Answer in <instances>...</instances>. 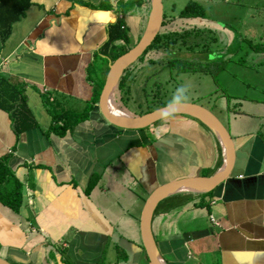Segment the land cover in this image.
<instances>
[{"label": "crops", "instance_id": "1", "mask_svg": "<svg viewBox=\"0 0 264 264\" xmlns=\"http://www.w3.org/2000/svg\"><path fill=\"white\" fill-rule=\"evenodd\" d=\"M31 2L27 11L35 23L19 31L8 48L5 43L0 48V72L24 85L37 124L17 138L0 110V158L10 155L9 165L23 183L18 213L0 204V252L6 256L1 257L16 264H62L63 259L97 264L111 244L125 251L122 264H141L136 262L140 256L147 262L138 242L120 235L122 224L141 243L139 218L150 192L178 178L212 176L221 145L184 116L166 119L170 131L154 138L146 129L115 127L101 114L98 101L74 132L47 135L52 117L43 96L49 95L59 111H82L92 96V80L98 82L112 62L117 44L105 49L110 28L122 19L134 40L149 4ZM98 60L104 63L101 72L94 68ZM259 91L264 96V88ZM232 115L235 158L228 178L211 196L187 194L185 204L153 216L165 264H264V108Z\"/></svg>", "mask_w": 264, "mask_h": 264}, {"label": "rangeland", "instance_id": "2", "mask_svg": "<svg viewBox=\"0 0 264 264\" xmlns=\"http://www.w3.org/2000/svg\"><path fill=\"white\" fill-rule=\"evenodd\" d=\"M189 1H196L204 7L206 17L203 20L183 21L178 18L179 12ZM162 3L166 20L172 23L174 30H193L194 28L197 30L196 34L188 40V44L196 43L197 46L191 48L193 51L187 48H170L168 51L152 49L145 55L144 61H136L129 84L131 95L127 103L124 100L121 101L126 108L120 110L128 115H138L139 110L144 108L142 106L139 109L136 103V101H142L141 87L144 78L150 71H159L152 76L148 86L161 83L166 90L164 92H169V96L165 99L166 102L169 101L177 87L184 86L188 89L187 102L207 108L232 134L230 124L233 123V111L264 108V96L259 91L264 88V0H162ZM26 14L25 19L13 25L14 27L12 26L11 35L5 41L7 48L14 41L13 39L19 36V31L21 34L35 23V17L29 11ZM145 26L146 23L140 28V38ZM133 42L132 39L131 44ZM3 44L0 40V47ZM115 51L114 47L113 52ZM169 51L172 53L170 56L175 55L173 56L175 57L174 67L171 69L164 67ZM2 53L5 55V52ZM178 57L190 62L189 71H183V62H180ZM151 60L160 63L152 65ZM103 64L98 60L94 65L95 70L103 71ZM95 76L94 74L93 77ZM116 93L114 92L113 95L114 100ZM72 112L80 113L81 110ZM166 122L164 119L157 125L153 124L147 127L145 132L152 138L155 133H167L170 131V125ZM75 130L76 127L72 132ZM205 173L209 174L210 171H205ZM124 228L125 225L122 224L120 235L138 242L139 245L137 235H132ZM152 229L154 231L153 225ZM155 238L158 240L156 236ZM117 250L120 257L116 255ZM117 250L113 249L111 244L108 245L105 254L97 264H114L118 259L122 264L124 257L122 258L121 254L125 251L119 248ZM1 254L6 257L1 252L0 257ZM139 260L141 264H147L141 256L136 262L138 263ZM11 264L16 263L11 261Z\"/></svg>", "mask_w": 264, "mask_h": 264}, {"label": "trees", "instance_id": "3", "mask_svg": "<svg viewBox=\"0 0 264 264\" xmlns=\"http://www.w3.org/2000/svg\"><path fill=\"white\" fill-rule=\"evenodd\" d=\"M148 4L149 12V0ZM31 5V0H0V40L2 44L5 43V41L11 35L12 26L25 16L26 11L31 7ZM205 17L206 11L204 7L196 1H189L178 14V18L183 21H192L197 19L203 20ZM124 26L125 25L123 23V20L121 19L117 20V22L110 28V37L108 43L105 45V49L110 48V46L115 43L117 44V47H115L116 51H112L110 56V60L112 62L117 57L126 53L131 47H133L140 38V36L138 35V37H136L134 39V42L131 44V35L128 30L124 29ZM196 31L197 30L195 28L193 30H174L172 23L167 21L166 16L163 14V21L159 33L155 37L152 44L145 50L142 56L139 57L137 62L144 61L145 55H147V53L152 49H155L156 51L159 49L168 51V49L170 48H187L191 51V48L196 47L197 44L195 43L193 45H190L188 44V40L191 36H194L196 34ZM168 54L169 57L165 59L166 61H164V63L166 64H164V67L171 69L174 67L175 57L173 56L175 55L170 56V54H172L170 51L168 52ZM179 59V61H182L184 65L183 71H189L191 67V65H189L190 62L181 58ZM150 62L152 65L160 63H157L154 60H151ZM134 64L135 63H133L124 71L115 90V92H117L115 102L119 106V108L123 110L126 108V106H123L121 101L124 100L127 103V100L128 98H130L131 95V87L129 84L131 82L132 69L135 67ZM107 71L108 66L106 65V68L100 80L96 83L94 80H92L93 91L91 99L86 103L84 109L80 113L68 110L59 111V109L56 108V106H54V104L52 103L49 95L43 94L45 95L43 96V103L45 104L49 114L52 117V123L49 129L47 130V135L55 134L58 137H64L68 133L71 134L72 130L77 125L88 120L91 109L98 101L99 94L102 89ZM158 72L159 71H150V73L144 78L141 87L142 101H144H136L139 109H141L142 106L144 108H142V110H139L138 115L153 111L167 104L165 99L169 96V92H164L166 90L163 88L161 83H154L153 85L148 86V83L152 76L157 74ZM23 86L24 85L22 83L13 84L7 74L0 72V110L7 113L8 118L10 120L11 130L17 138L21 133L37 127L36 121L27 107ZM161 121L154 123V125L159 124ZM201 126H203L205 129H207V131H209V129L203 124H201ZM217 143L220 147L218 140ZM220 155L221 159L219 160L218 166L216 167L213 173H215L219 169V166L222 162L221 147ZM9 159L10 155H4L0 158V204L10 209L11 211L18 213L23 202V183L16 176L15 171H13L10 167ZM86 192H88V189ZM187 194H201L202 196H211L212 191H208L205 193L189 191L174 193L158 203L154 215L160 211L169 212L170 210H173L185 204L189 200ZM139 246L143 250L142 243H140ZM61 263L70 264L65 259H63Z\"/></svg>", "mask_w": 264, "mask_h": 264}, {"label": "water", "instance_id": "4", "mask_svg": "<svg viewBox=\"0 0 264 264\" xmlns=\"http://www.w3.org/2000/svg\"><path fill=\"white\" fill-rule=\"evenodd\" d=\"M149 1L150 10L142 37L126 53L109 64L97 103L101 114L111 125L125 130L146 129L154 123L164 120L161 116V109L164 106L141 115L117 114L111 109V103H115L114 92L124 71L142 56L160 31L164 14L162 0ZM176 116L190 117L207 127L223 148L224 161L212 176L178 178L159 184L150 192L143 204L139 218L140 240L147 258V264H165L152 230L153 216L158 203L178 192H208L213 190L228 178L234 164L235 147L233 139L226 127L211 111L201 105L186 102ZM0 264L11 263L0 257Z\"/></svg>", "mask_w": 264, "mask_h": 264}, {"label": "clouds", "instance_id": "5", "mask_svg": "<svg viewBox=\"0 0 264 264\" xmlns=\"http://www.w3.org/2000/svg\"><path fill=\"white\" fill-rule=\"evenodd\" d=\"M188 98V89L184 86L177 87L167 104L161 109L162 118L175 117L183 108Z\"/></svg>", "mask_w": 264, "mask_h": 264}, {"label": "bare ground", "instance_id": "6", "mask_svg": "<svg viewBox=\"0 0 264 264\" xmlns=\"http://www.w3.org/2000/svg\"><path fill=\"white\" fill-rule=\"evenodd\" d=\"M111 109H113V111L117 114H126L124 113V111L120 110V108H118L116 102L113 104L111 103Z\"/></svg>", "mask_w": 264, "mask_h": 264}, {"label": "flooded vegetation", "instance_id": "7", "mask_svg": "<svg viewBox=\"0 0 264 264\" xmlns=\"http://www.w3.org/2000/svg\"><path fill=\"white\" fill-rule=\"evenodd\" d=\"M191 37H192V36H191ZM191 37H190V38H191ZM198 37H199V36H198ZM198 40H200V37L198 38ZM198 43H200V41H198ZM198 45H199V44H198ZM191 51H193V50H191Z\"/></svg>", "mask_w": 264, "mask_h": 264}]
</instances>
